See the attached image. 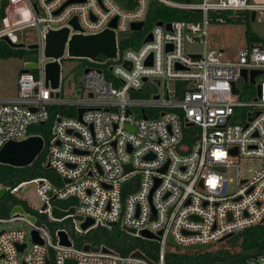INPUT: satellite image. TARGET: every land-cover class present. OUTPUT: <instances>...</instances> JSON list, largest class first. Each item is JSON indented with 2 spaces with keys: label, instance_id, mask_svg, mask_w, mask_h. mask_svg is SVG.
I'll list each match as a JSON object with an SVG mask.
<instances>
[{
  "label": "built area",
  "instance_id": "1",
  "mask_svg": "<svg viewBox=\"0 0 264 264\" xmlns=\"http://www.w3.org/2000/svg\"><path fill=\"white\" fill-rule=\"evenodd\" d=\"M152 3L199 12L201 19L155 24L136 48L120 49L123 36L144 31ZM2 5L0 42L8 38L21 44L14 35L33 30L34 41L24 45H36V68L19 74L14 97L0 99V149L32 136L30 127L44 125L50 108L66 110L54 115L47 146V163L61 184L44 178L29 182L37 185L47 205L39 213L57 222L50 211L59 201L66 204L59 209L74 210L66 218L73 222V232L87 234L113 223L123 231L134 230L128 234L136 238L156 242L157 251L154 262L138 250L123 256L105 246H78L75 234L65 230L70 246H61V230L52 233L51 223H32L24 212L0 218V223L20 221L27 228L0 232V264H164L168 246L185 251L213 245L263 222L264 46L249 45L235 61L226 62L222 50L206 49V37L210 23L226 22L222 14L264 12V0H133L131 8L115 0H0ZM138 23H143L141 31H132ZM64 28L67 40L111 29L117 39L116 58H81L89 62L73 89L76 96L64 93L63 58L58 60L59 89L45 86V64L52 61L44 56L46 36ZM196 42L204 45L202 54L185 51V43ZM252 71L261 73L250 83ZM247 87H254L255 95L240 100ZM233 149L236 156L260 159L262 168L250 179H241L237 168L235 188L230 189L233 181L226 169ZM86 219L94 225L82 231L79 224ZM33 231L42 245L33 242ZM143 231L158 240L141 237ZM135 252L145 258L133 256Z\"/></svg>",
  "mask_w": 264,
  "mask_h": 264
},
{
  "label": "trees",
  "instance_id": "2",
  "mask_svg": "<svg viewBox=\"0 0 264 264\" xmlns=\"http://www.w3.org/2000/svg\"><path fill=\"white\" fill-rule=\"evenodd\" d=\"M122 8H131L133 0H115ZM179 3H186L190 0H173ZM5 4V3H4ZM3 8L0 7V19H3ZM214 15V14H212ZM242 15V14H240ZM243 16L249 23L251 16L249 13H243ZM201 19L199 12L182 11L166 8L160 4L152 3L146 18V25L143 32L129 33L119 40V48H136L142 41L144 34L155 24L180 22H196ZM247 45L259 44L264 46V41L259 39L247 28L245 31ZM36 58L35 50L14 48L6 42H0V60L12 58L22 59V62L33 63L35 60L26 58ZM64 108H50L49 119L44 125L32 126L29 129L30 135H37L44 140V149L35 159L32 165L26 168H13L0 164V188L7 190L6 197L0 202L1 218L7 216L15 206L21 207L28 215L35 217L37 223H51L49 225L52 233L56 230H65L70 236L69 231L71 219H65L61 222H48L47 218L30 209L26 204L17 200L9 194V191L23 183H29L38 178L48 179L53 184L59 185L57 175L51 168H47V146L51 139V127L54 123L56 113L64 114ZM53 205L59 207L53 202ZM66 206L65 203H63ZM62 208V207H59ZM66 209V207H65ZM212 249L208 245L203 249L196 251H183L174 249L166 253L164 264H252L260 257L264 256V222L254 227L234 233L230 238L221 240ZM77 245L105 246L119 255H129L134 251L142 252L148 259L155 262L157 243L136 238L119 226L111 228L98 227L84 235L82 240H77Z\"/></svg>",
  "mask_w": 264,
  "mask_h": 264
},
{
  "label": "rangeland",
  "instance_id": "3",
  "mask_svg": "<svg viewBox=\"0 0 264 264\" xmlns=\"http://www.w3.org/2000/svg\"><path fill=\"white\" fill-rule=\"evenodd\" d=\"M242 14V15H240ZM226 22L224 24H218L215 22L210 23L207 27V47L206 49L222 50L224 52L223 60L226 62L235 61L238 54L244 51L248 45L246 43L245 31L248 28L250 32L254 33L259 39L264 41V12L256 14L255 21L249 23L243 16V13H224L221 15ZM3 26V19H0V28ZM15 38L21 44H30L34 41L33 30L27 29L16 33ZM185 51L189 53L202 54L205 47L202 43H185ZM61 61V72L63 77V90L64 93L71 95L75 86L79 84L83 69L87 66V59H73L68 57L67 51H65ZM28 60H35L36 58H26ZM22 59L12 58L8 60H0V99L12 98L16 93V82L19 77L20 71L22 70ZM255 95L254 87H247L245 93L240 97V100H249ZM74 116V115H72ZM228 162L232 164L226 169L227 178L233 181L230 184V189L235 188V180L237 168L239 170V176L241 179H250L262 168V161L260 159L243 158L241 156H230ZM13 197L17 200L26 204L30 209L35 212H39L43 206V201L37 193V185L35 183H28L22 186V189L17 193L13 194ZM56 205L65 209L66 206L62 202H55ZM50 222V218L47 215H43ZM10 213L3 217L9 219ZM1 218V215H0ZM75 223L77 221L74 219ZM73 223V222H72ZM40 224V223H39ZM49 225V223H44ZM70 224L69 231L72 235L73 229ZM11 229H24L25 224L23 222H12V223H0V232ZM74 239L82 240L83 233H75ZM217 244H213L214 246ZM173 251L171 246L167 247L166 252ZM260 264H264V259L260 261Z\"/></svg>",
  "mask_w": 264,
  "mask_h": 264
},
{
  "label": "water",
  "instance_id": "4",
  "mask_svg": "<svg viewBox=\"0 0 264 264\" xmlns=\"http://www.w3.org/2000/svg\"><path fill=\"white\" fill-rule=\"evenodd\" d=\"M76 1V0H71ZM78 1V0H77ZM251 22L255 21V12L250 13ZM71 25L76 30L78 29L76 19L71 21ZM158 26H161L162 23H158ZM110 27L112 29L115 28V19L112 21ZM143 27V23L133 24L131 26L132 31H141ZM166 28H170V24L166 25ZM106 30L98 35L93 36H84L81 34L73 35L69 40L68 34L69 30L67 28L58 30V31H50L46 36L45 41V49H44V56L48 60L45 64V86L51 88L52 90L59 89L60 83V63L58 62L65 53V48L67 45V53L69 58L73 59H81L87 58L90 60H95L98 55H103L108 59H114L117 55V39L114 30ZM151 36L148 35L146 41H150ZM8 45L14 48H21L27 50L36 49V45H24V44H14L8 38H3ZM147 64H151L150 61ZM36 65L34 63H26L24 68L20 71V74H26L31 69H35ZM261 71H252V78L250 83H253V77L257 74H260ZM242 77L246 79V71H242ZM146 81V79L144 80ZM233 92L236 94L238 91L233 88ZM84 112L83 109L78 111V118L80 119L82 113ZM145 118V117H143ZM43 125L42 123L40 124ZM44 149V140L42 137L37 135L29 136L28 138L22 141H10L4 144V146L0 149V164L13 167V168H26L33 164L35 159ZM232 154H236V150L233 149ZM46 167L49 168V164H46ZM128 170V167L125 168ZM22 189V186L19 187V191ZM6 190L0 188V202L6 197ZM53 200V199H52ZM47 205H43L40 211L46 210ZM24 214V210L19 207L15 206L12 208L10 212L11 215L20 216ZM74 214L73 209H69L67 211H63L56 206H53L50 211L51 217L57 221H63L64 219L68 218L69 216ZM26 218L31 221L32 223L35 222V217L26 214ZM264 222V219H263ZM94 225V221L91 219H86L82 223L79 224L80 229L82 231H86ZM107 227H113V223H109L106 225ZM127 233L134 234V230L125 229ZM141 237L148 239V240H158L157 237L153 236L152 234L143 231L140 233ZM232 234L227 235L223 238L226 240L230 238ZM57 238L59 240V245L61 246H70V241L68 239V235L65 231H58ZM32 239L34 243L43 244V241L39 238L38 233L33 231L32 232ZM172 243L171 240H169ZM207 245H196V246H189L186 247L185 251H196L205 248ZM19 251L24 249V245L18 247ZM88 247L85 246L84 250H87ZM103 252H107L105 248L102 249ZM133 256L139 258H145L140 252L133 253ZM48 264V263H47ZM66 264H73L71 261H67ZM153 264V263H150Z\"/></svg>",
  "mask_w": 264,
  "mask_h": 264
}]
</instances>
